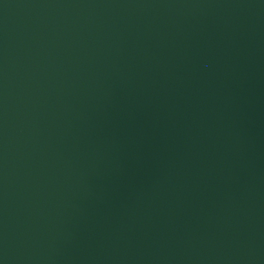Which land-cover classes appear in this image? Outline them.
Listing matches in <instances>:
<instances>
[{"label":"water","instance_id":"water-1","mask_svg":"<svg viewBox=\"0 0 264 264\" xmlns=\"http://www.w3.org/2000/svg\"><path fill=\"white\" fill-rule=\"evenodd\" d=\"M0 264H264V0H0Z\"/></svg>","mask_w":264,"mask_h":264}]
</instances>
